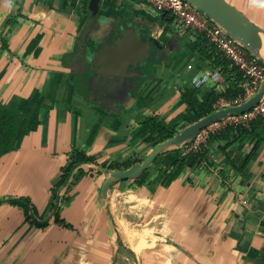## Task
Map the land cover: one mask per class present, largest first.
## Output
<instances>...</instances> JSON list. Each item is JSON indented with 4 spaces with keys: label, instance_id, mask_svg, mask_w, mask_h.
I'll list each match as a JSON object with an SVG mask.
<instances>
[{
    "label": "crops",
    "instance_id": "obj_1",
    "mask_svg": "<svg viewBox=\"0 0 264 264\" xmlns=\"http://www.w3.org/2000/svg\"><path fill=\"white\" fill-rule=\"evenodd\" d=\"M230 1L264 29V8ZM92 10L94 36L114 20L135 21L145 39L158 31L163 53L150 56L151 75L124 103L83 82ZM165 16L139 0H0V104L23 121L16 148L0 156V264H264V129L258 146L257 137L212 143V165L187 168L169 186L153 168L144 185L121 181L102 195L103 162L150 153L133 141L144 119L183 113L181 92L207 68L221 73L207 86L226 84V58ZM76 150L98 163L71 171L54 209ZM18 199L48 225L28 221L10 202Z\"/></svg>",
    "mask_w": 264,
    "mask_h": 264
},
{
    "label": "trees",
    "instance_id": "obj_2",
    "mask_svg": "<svg viewBox=\"0 0 264 264\" xmlns=\"http://www.w3.org/2000/svg\"><path fill=\"white\" fill-rule=\"evenodd\" d=\"M165 15V17L168 16V14ZM124 22L129 24L133 21H122V23ZM134 25L137 26L136 22ZM198 35H200V45H211L215 48L204 35ZM94 37V39L100 40V36L97 35ZM160 48L161 55L163 53V47ZM98 49V45L94 40H92L83 51L82 61L86 66L85 72L83 73V82H87L89 91L93 92V94L100 95L103 100H109V102L112 103H121L122 100L119 99L120 96H123L124 101L128 100L132 97L133 92L136 90V85H139V82L145 80L151 75V72H148L149 63L144 65L138 71L132 70L133 74L131 75H133L134 80L132 79L129 82V86L122 90L120 85H118L120 81L119 78L101 75L95 71V69L98 68V63L95 59V54ZM219 55L220 53L218 52L217 56ZM222 66L224 67L223 76L226 77V84H223V88H220V84L218 83L215 86H204L202 88H196L192 85L184 89L181 92L180 105H186V110L169 123H167L166 120L159 115L147 117L134 130L133 141L144 143L147 148L152 150L159 144L173 138L185 127L216 112L217 109L215 105L219 101L224 99L233 102L243 96L245 94L244 84L246 82V78L243 73L237 67L233 66L227 59H223ZM106 78L109 80H106ZM22 123L23 121L18 111L13 109L11 106L0 104V156L5 155L16 148V139L19 135ZM263 129L264 117L262 116L251 121L249 126H228L224 130L211 134L207 144L203 145L198 150L187 152L186 149L188 146H181L161 154L155 159L152 166L139 175L135 181L140 186L144 185L150 175L151 169L156 168L160 171L159 179L162 185L169 186L187 168L198 169L205 164L212 165V153L210 150V145L212 143L230 140L232 138L234 140L233 142L242 141L244 139L254 140V138L257 137L258 141L256 142V145L258 146L263 140V136L259 133V131H262ZM144 159L145 158L137 155L123 161H105L100 166L101 169L108 173L118 170L123 171L142 163ZM97 160V156L87 155L84 151L80 150L75 151L72 164L67 168L62 180L58 182L56 188L54 189V209L58 208L57 197L59 196V189H61V187L65 185L66 181H68L71 171L84 164H96L98 163ZM10 202L12 204L24 206L27 213V220L35 224L38 228H45L48 225L47 221H40V219L36 216L34 209L32 208L31 210L27 200L18 199L10 200ZM0 203L2 202L0 201ZM30 211L33 212L30 213ZM55 221L64 223V221L59 219L58 214H56Z\"/></svg>",
    "mask_w": 264,
    "mask_h": 264
},
{
    "label": "water",
    "instance_id": "obj_3",
    "mask_svg": "<svg viewBox=\"0 0 264 264\" xmlns=\"http://www.w3.org/2000/svg\"><path fill=\"white\" fill-rule=\"evenodd\" d=\"M195 9L209 17L220 25L224 30L240 45L248 49L264 63V29L247 17L230 0H185ZM91 17L89 35L82 52L92 40L98 45L95 59L98 68L95 69L101 75L119 78L121 89L129 86L133 78L132 70L138 71L150 62V56L154 60L160 55L163 47L161 41L157 39V32L151 31L149 38L139 35V32L132 23L117 22L114 20L104 28L100 34V40L94 39L95 32L100 31V18L96 17L95 10ZM94 21H93V20ZM110 78V77H108ZM106 78V80H109ZM119 87V88H120ZM264 97V81L259 91L246 102L227 107L200 119L199 121L185 127L173 138L166 140L152 149L142 163L132 166L126 170L109 172L102 187V195L109 198L112 186L124 180L136 179L143 172L148 170L155 159L161 154L181 146H188L194 142L198 134L211 124L224 120L232 115L243 114L257 106ZM124 103L123 96L119 97Z\"/></svg>",
    "mask_w": 264,
    "mask_h": 264
},
{
    "label": "built area",
    "instance_id": "obj_4",
    "mask_svg": "<svg viewBox=\"0 0 264 264\" xmlns=\"http://www.w3.org/2000/svg\"><path fill=\"white\" fill-rule=\"evenodd\" d=\"M139 1L150 5L163 14L175 17L187 31L204 35L222 56L243 73L246 78L244 84L245 94L233 102L224 99L219 101L215 105L217 110L242 104L256 95L264 81V63L234 40L224 28L185 0ZM189 69H192V65L189 66ZM220 78L221 73L218 69L207 68L205 71L195 74L191 82L196 88H202L208 84L218 82ZM260 116L264 117V97L253 109L240 115L229 116L203 129L194 142L188 145L186 151L200 149L207 144L210 135L213 133L224 130L228 126H249L251 121Z\"/></svg>",
    "mask_w": 264,
    "mask_h": 264
},
{
    "label": "clouds",
    "instance_id": "obj_5",
    "mask_svg": "<svg viewBox=\"0 0 264 264\" xmlns=\"http://www.w3.org/2000/svg\"><path fill=\"white\" fill-rule=\"evenodd\" d=\"M249 4L252 7L264 8V0H249Z\"/></svg>",
    "mask_w": 264,
    "mask_h": 264
},
{
    "label": "flooded vegetation",
    "instance_id": "obj_6",
    "mask_svg": "<svg viewBox=\"0 0 264 264\" xmlns=\"http://www.w3.org/2000/svg\"><path fill=\"white\" fill-rule=\"evenodd\" d=\"M151 58H152V56H151Z\"/></svg>",
    "mask_w": 264,
    "mask_h": 264
}]
</instances>
